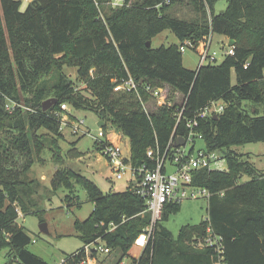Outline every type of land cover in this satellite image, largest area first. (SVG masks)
I'll return each mask as SVG.
<instances>
[{
    "label": "trees",
    "instance_id": "trees-1",
    "mask_svg": "<svg viewBox=\"0 0 264 264\" xmlns=\"http://www.w3.org/2000/svg\"><path fill=\"white\" fill-rule=\"evenodd\" d=\"M108 1L33 0L22 11L21 2L0 0V252L7 250L5 264H51L29 250L32 239L19 219L36 214V182L28 174L36 161H42V153L49 150L57 164L83 155L76 141L64 156L61 115L70 123L76 118L61 105L93 112L104 122L105 132L127 137L130 163L140 166L150 162V148L167 147L182 106L176 134L187 137L186 121L213 101L224 102V111L201 121L199 131L206 150L223 154L227 170L195 174L194 184L212 193L208 219L182 227L177 238L164 226L180 210V205H171L140 257L134 258L135 240L150 215L146 201L130 187L104 193L83 175L61 168L52 181L53 191L72 190L75 184L87 191L94 211L87 220L75 222L77 236L84 246L101 239L110 253L119 251L117 264L126 257L132 264H216L213 248L195 247L208 235V227L222 238L224 263L264 264V171L234 150L264 142V115L251 114L245 105L264 104V0H228L223 13L215 12L218 0H190L198 15L195 21L170 13L178 0L131 5L126 0L118 8ZM165 31L179 43L147 46ZM214 34L234 40L235 55L196 71L185 68L180 43L192 40L201 55ZM65 67L76 68V81ZM128 74L155 88L168 86L172 101L182 97L180 106L175 102L147 114L145 103H152L147 93L139 98L114 91ZM50 98L58 102L44 112L42 105ZM9 102L17 104L12 111L7 109ZM42 130L48 135L40 134ZM243 177L250 180L241 184ZM111 224L118 227L108 232ZM86 258L83 247L64 264H81Z\"/></svg>",
    "mask_w": 264,
    "mask_h": 264
},
{
    "label": "rangeland",
    "instance_id": "rangeland-1",
    "mask_svg": "<svg viewBox=\"0 0 264 264\" xmlns=\"http://www.w3.org/2000/svg\"><path fill=\"white\" fill-rule=\"evenodd\" d=\"M142 0H130V5ZM28 4L23 3L21 10L24 11ZM228 6V0H218L215 5V12L220 13ZM173 16L187 21H195L198 18L190 0H178L177 4L170 10ZM210 15V14H209ZM210 18V17H209ZM179 40L170 31L159 34L152 40V47L157 49L161 46H169L178 44ZM230 44L228 38L214 34L212 51L219 52V63L222 62L223 56L221 51L226 49ZM201 59L194 50H187L183 54V65L190 70H198ZM64 72L73 80H77L76 68L65 67ZM233 84H236L233 75ZM182 97H178L173 104L180 106ZM148 105L149 111H154L153 103H145ZM251 114L257 111L260 115H264V104H256L248 102L245 104ZM75 117L85 121V127L90 131L89 134L80 138V135L71 134L70 129L64 133V140L60 141L64 156L73 148L72 143L77 141L76 148L83 153L82 157L76 159L66 158L63 164H57L49 150H45L42 155V161H36L28 174V179L36 182L34 189L36 193L32 195L36 202L33 211L36 214H28L20 217L19 224L25 228L27 234L31 237L32 243L29 250L35 255L51 264H61L63 260L70 254L77 252L84 247L83 242L78 238L75 230L76 221L87 220L94 211V204L89 200L86 190L77 184L72 190L60 189L53 191L52 181L56 171L61 168H70L88 180L92 181L104 193L110 191H125L128 187V176L123 180H116L114 174L102 152L95 147L94 138L98 136L100 127L99 119L96 114L89 111H75ZM116 132L108 130V134ZM40 134L48 135L47 131L42 130ZM80 138V139H79ZM122 146L126 153L130 150V141L127 137L122 140ZM197 149L205 150V144L201 141L197 143ZM240 154L248 156L249 161L260 171H264V142L250 143L234 148ZM220 154H218L219 157ZM224 168L226 163L224 162ZM250 180L243 177L240 183H246ZM69 199V200H68ZM80 203L78 206L76 203ZM208 219V199L200 198L195 200H184L180 205V210L169 216V220L164 226L177 238L180 229L187 225H198ZM47 224L49 233L42 232L41 225ZM140 249L133 248L132 255L140 254ZM7 250L0 252V264H5ZM95 258L90 254L89 264H117L121 260L119 251H112L109 255L96 253ZM122 262V261H121ZM124 264H132L131 258H125ZM121 264V263H120Z\"/></svg>",
    "mask_w": 264,
    "mask_h": 264
},
{
    "label": "built area",
    "instance_id": "built-area-1",
    "mask_svg": "<svg viewBox=\"0 0 264 264\" xmlns=\"http://www.w3.org/2000/svg\"><path fill=\"white\" fill-rule=\"evenodd\" d=\"M19 2L30 4L33 0H17ZM171 0H166L169 4ZM98 5V4H97ZM108 5L112 8H118L126 5V0H109ZM103 17V15H102ZM213 36H210L203 53L200 55V65H216L219 64V52L212 51ZM180 51L184 54L187 50H194L195 45L192 40H186L179 45ZM223 60L227 56H234V46H226V49L221 51ZM222 60V61H223ZM221 63V62H220ZM249 63H246L247 69ZM114 91L117 93H135L141 98L142 92L147 93L151 102L154 104V109L161 107H172L173 102L170 96V88L168 86L155 88L149 84H144L135 79L132 75L121 80ZM17 106L16 103L7 104V109L12 111ZM147 114H149L148 105L144 106ZM225 108V103L222 101H213L205 108L201 109L192 118L186 121V128L188 129L187 137L178 136L176 134L177 126L181 122L185 106L177 112V125L171 136L170 142L165 149L160 146L150 148L147 151V158L150 162L144 163L140 166H135L130 163L129 153L125 152L122 142H114L109 139V134L102 128L98 136L94 138L95 144L99 147L103 156L106 158L116 180L127 179L130 187L136 195L146 201L147 212L150 215V222L144 231L136 238L135 246L144 249L152 236L155 233L157 225L162 222L164 213L171 205H181L184 200H195L200 198H209L212 193L205 188L196 186L194 184V176L200 170L210 171H226L227 163L223 158V154L219 152H209L208 150L197 149V143L203 142V135L199 131L201 128V121L208 117L217 116L222 113ZM63 112H68L72 115V109L69 105H61ZM60 116V113H56ZM61 131L64 134L66 130L71 131L72 135L85 136L90 131L85 127V121L79 120L76 117L75 123H70L65 120L64 115H61ZM185 141L184 146H176L178 140ZM218 154L219 157H218ZM224 162L226 168H224ZM21 216V215H20ZM103 226V224H101ZM118 226L111 224L108 232H112ZM208 235L204 239H199L195 242V247L202 249L205 247L213 248L218 254V261L216 264H226L223 258V244L222 238L216 237L211 227L207 229ZM87 255L86 260L81 264H89L91 261L89 256L93 252L100 254H109L110 249L103 243L101 239L84 246ZM66 259L61 264H64Z\"/></svg>",
    "mask_w": 264,
    "mask_h": 264
},
{
    "label": "water",
    "instance_id": "water-1",
    "mask_svg": "<svg viewBox=\"0 0 264 264\" xmlns=\"http://www.w3.org/2000/svg\"><path fill=\"white\" fill-rule=\"evenodd\" d=\"M220 13H223V11L220 12ZM235 43H236V42H235L234 40H231L229 45H230V46H234ZM147 46L150 47V46H151V42H149V43L147 44ZM57 102H58V101H57V99H55V98H50V99L46 100V101L43 103V105H42V107H43V111L46 112V111L50 110L54 105L57 104ZM98 125H99V127L103 128V126H104V122L100 121V122L98 123ZM184 145H185V141H184L183 139L178 140V142L176 143V146H184ZM41 230H42V232L49 233V230H48V226H47V224H42V225H41Z\"/></svg>",
    "mask_w": 264,
    "mask_h": 264
},
{
    "label": "crops",
    "instance_id": "crops-1",
    "mask_svg": "<svg viewBox=\"0 0 264 264\" xmlns=\"http://www.w3.org/2000/svg\"><path fill=\"white\" fill-rule=\"evenodd\" d=\"M74 112L75 111H73L72 110V115L75 117V114H74ZM77 118V117H76ZM101 128V127H100ZM108 132V131H107ZM123 136L122 135H120L119 133H117V132H113V133H110L109 134V139H111L112 141H114V142H122V140H123ZM128 188V187H127ZM23 215H21V217H22ZM143 250V249H142ZM142 250L140 249V254L138 255V253H136L135 254V258H139L140 257V255H141V252H142ZM105 255H109V254H105ZM126 258H129V257H126ZM125 258H123L122 259V262H121V264H124L123 263V260H124ZM131 261H132V259H131Z\"/></svg>",
    "mask_w": 264,
    "mask_h": 264
}]
</instances>
